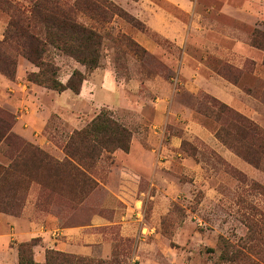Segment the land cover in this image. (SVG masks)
I'll list each match as a JSON object with an SVG mask.
<instances>
[{
    "label": "rangeland",
    "instance_id": "374dc122",
    "mask_svg": "<svg viewBox=\"0 0 264 264\" xmlns=\"http://www.w3.org/2000/svg\"><path fill=\"white\" fill-rule=\"evenodd\" d=\"M28 1L10 0L25 7ZM62 1L72 4L74 0ZM110 1L123 8L116 0ZM151 1L153 5H162L159 0ZM192 1L206 17L198 19L200 23L215 24L217 29L226 30L246 44L253 46L254 42L262 47L263 50L258 48L263 55L262 66L257 71L255 62L248 57L240 59L237 65L219 61L210 54H206L204 61L230 81H236L250 95L248 98L256 110L240 113L264 131V0ZM224 2L227 3L224 14L203 12L212 6L220 7ZM9 19V14L0 6V40L4 38ZM77 19L96 28L103 36L99 66L87 71L52 46L47 47L45 60L57 66V77L63 83L74 69L83 72L84 79L97 68V79H101L102 72L108 69L119 92L106 94L99 89L97 95L103 99V104L85 111L83 106L70 108L58 91L39 85L43 93L41 105H37L33 98H27L26 90L30 83L36 84L29 81L27 75L36 72L38 67L15 53L16 73L11 81L28 85L24 91L15 92L16 97L14 91L8 90L12 87L7 86L11 93L9 104L0 103V116L11 126L12 135L8 143L0 142V164L7 165L12 155L28 154L36 148L47 157L38 154L32 161L31 181L19 177L14 187L13 176L1 180L0 205L6 201L14 203L12 215H23L29 220L38 211L40 215L51 213L59 217L61 226L89 223L96 213L113 221L99 227L103 242L96 245L93 255L84 256L96 260L108 259L114 254L119 264H264V171L243 160L215 137V129L228 115L223 113L216 121L213 115L218 107L211 102V95L204 91L191 92L184 85L177 72L181 49L169 39L151 32L136 17V26L117 15L109 23L100 24L81 13ZM125 24L145 32L159 51L146 50L125 31ZM194 54L205 55L202 49ZM18 69L21 77L17 78ZM158 96L166 99V111L160 117L155 116L151 108ZM45 107L50 111L38 135L43 134L49 141L46 149L25 140L12 129L17 121L21 125L27 122L41 125L36 111ZM104 109L125 125L136 141L151 145L159 138L169 141L171 135L182 137L179 148L165 153L164 164L128 178L123 196L132 198L130 208L112 192L119 170L111 153H103L94 163L89 171L91 181L83 193L74 191L67 176L64 144L74 130L84 127ZM193 118L239 158V166L222 157L205 138L196 134L192 137L187 123ZM178 152L188 160L175 157ZM40 157L46 158L45 161L40 162ZM7 194L13 197L5 198ZM121 215H127L132 221L130 235H123L126 226L123 229L118 223ZM11 242L18 251L20 242Z\"/></svg>",
    "mask_w": 264,
    "mask_h": 264
},
{
    "label": "crops",
    "instance_id": "0c3cea01",
    "mask_svg": "<svg viewBox=\"0 0 264 264\" xmlns=\"http://www.w3.org/2000/svg\"><path fill=\"white\" fill-rule=\"evenodd\" d=\"M116 1L131 15L141 20L151 32L169 39L181 49L177 72L189 91L194 93L204 91L242 113L247 114V112L256 110L255 104L248 98L250 95L246 94L243 88L215 71L204 60L207 57L206 54H210L219 61L237 65L236 62L240 59L248 57L255 62L257 71L262 66L263 55L259 52L261 50L244 43L241 39L232 37L226 30L217 29L215 24L200 23L198 19H206V17L198 10L196 2L192 0H159L162 5H153L154 2L151 0ZM226 6L227 3L224 2L220 7L212 6L203 12L212 11L213 13L224 14L227 10ZM123 27L146 50L152 53L159 51L157 44L145 32H141L129 24H125ZM197 49H202L205 55L197 57L194 54ZM238 67L241 66L238 65ZM98 71L99 68L94 70L89 78L82 81L78 93H74L70 89L59 92L60 97L65 100L64 103L74 109L83 106L85 111H88L95 109L93 107L99 104H103V99L97 95L101 89L106 94L118 93L119 88L113 77L111 79L112 73L106 69L104 73L102 72V78L97 79ZM16 77H21L19 69ZM27 85L28 83L21 84L17 81L8 80L0 74V92H2L0 93V103L9 104L11 93L9 94L8 90L14 91L13 95L16 97L18 94L15 92L24 91L23 89H26ZM7 86L12 88L7 90ZM41 88L39 85L30 83L26 90L27 98H33L37 105H41L40 97L43 93ZM152 103L151 108L155 116H162L166 111V99L158 96ZM37 105L36 108L39 109ZM49 111L47 107L36 111L37 115L41 117V125L37 123H29L28 125V122L21 125L17 121L12 129L19 132V135L25 140L46 149L49 141L43 134H38L42 132L46 120L44 118ZM68 120L69 123H72L70 119ZM187 126L191 127L189 133L193 132L192 137L196 134L205 138L222 157L237 166L240 165L237 160L239 158L224 147L199 121L194 118L190 119ZM181 142L182 137L171 135L169 141L159 138L154 144L149 145L143 141H136L132 134L128 151L117 149L111 153V157L117 163L119 170L118 179L116 180L117 185L112 190L116 198L119 201L128 203L127 206L130 208L131 205L129 204H131L132 198L123 196L126 195L125 186L129 183L128 178L149 172V169L152 171L153 168L164 164L162 159L165 153L167 151L173 152L174 149L179 148ZM180 155L181 153L178 152L175 157L179 156L182 160H188L186 159L188 157L185 158ZM108 189L111 190V188ZM59 220L56 215L51 213L40 215L39 211L35 212L30 220L23 215L15 216L0 212V264H19L17 250L10 245L11 241H27L34 237L40 238V243L34 246L33 264H45L44 253L46 249L91 256L96 245L103 242V234L99 227L113 223V221L98 213L91 216L89 223L77 226H61ZM131 222L127 215H121L118 223L122 224L123 229L126 226L123 235H130Z\"/></svg>",
    "mask_w": 264,
    "mask_h": 264
},
{
    "label": "trees",
    "instance_id": "16d2710c",
    "mask_svg": "<svg viewBox=\"0 0 264 264\" xmlns=\"http://www.w3.org/2000/svg\"><path fill=\"white\" fill-rule=\"evenodd\" d=\"M27 3L25 7L11 3L10 0H0L2 10L10 17L4 38L0 40V73L13 80L16 55H21L38 67L36 72L27 75V79L58 92L70 89L78 93L84 73L74 69L66 83L60 81L57 66L44 58L48 46L72 57L87 71L99 66L103 36L96 28L80 22L77 19L79 13L99 24L109 23L117 15L136 26L135 17L110 0H74L72 4H66L62 0H29ZM252 45L262 49L254 42ZM210 98L213 105L218 107L213 115L216 121L220 120L223 113L228 115L215 129V137L243 160L264 171V131L247 116L213 96ZM10 130L11 126L6 125L5 119L0 116V142H9L8 139L12 137ZM131 136V131L106 109L96 114L84 127L74 130L63 147L65 168L74 191L84 192V187L91 181L89 171L103 153H112L117 149L128 151ZM38 154L47 157L36 148V151L32 150L28 154L12 155L7 165L0 164V183L9 176H13L14 187L18 184L19 177L31 181L32 161ZM45 159L40 157L39 161ZM12 197V194L5 196ZM5 203L0 205V212L12 214L14 203ZM39 242L40 238L34 237L18 244L19 264L34 263V246ZM44 263L119 264L114 254L108 259L96 260L55 249L45 250Z\"/></svg>",
    "mask_w": 264,
    "mask_h": 264
}]
</instances>
